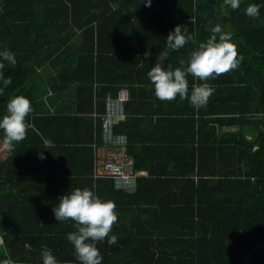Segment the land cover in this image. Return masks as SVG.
I'll list each match as a JSON object with an SVG mask.
<instances>
[{
    "label": "trees",
    "instance_id": "obj_1",
    "mask_svg": "<svg viewBox=\"0 0 264 264\" xmlns=\"http://www.w3.org/2000/svg\"><path fill=\"white\" fill-rule=\"evenodd\" d=\"M249 4L260 6L258 17L245 14ZM192 17L194 23L189 22ZM35 23L50 26L51 39L44 50L37 43L42 28L37 24L33 28ZM217 24L232 33L243 59L236 70L207 81L215 89L207 107L196 110L188 100L179 99L177 107L186 123L176 138L165 142L170 145L153 147L167 151L164 162L152 169L134 164L132 170L131 166L136 175L133 191L115 187L112 178H94L91 141L93 128L99 141L101 126L100 117L94 126L92 113H103L105 99L115 96L121 86L150 83L147 73L175 26L202 42ZM60 27L68 31L65 43L54 36ZM75 29H82V40L76 44L69 42ZM194 47L189 42L171 51L164 67H180V59L187 61ZM6 50L14 54L17 64L5 68L12 84L0 96V116L12 97L22 95L32 104L27 119L34 128L13 151L3 148L0 132L4 242L0 264L9 260L43 264L45 248L58 264H80L67 240V234L77 230L74 222H58L53 212L59 197L76 188H88L116 205L118 218L110 235H116L118 243L109 246L107 239L97 243L101 264H264V0H241L235 10L224 0H151L150 6L143 0H0V52ZM69 50L77 57L64 64L67 79H60L58 73V80L63 85L76 83L83 96L78 95L72 112L68 108L52 114L27 85L33 71L29 59L41 54L34 65L48 61L55 65L62 56L56 53ZM187 79L189 92L194 84L203 83L191 75ZM95 82L98 86L93 87ZM131 105L124 104L128 118L114 126L115 132H125L122 128L133 124L129 112L145 114ZM153 112L168 114L163 106ZM222 113H228V118ZM205 115L216 118L205 119ZM208 121L211 131L213 122L242 127L257 123L261 128L252 140L241 129L235 138L226 139V146L215 141L209 144L213 152L205 155L210 149L202 141L201 130ZM127 139L130 153L131 137ZM44 140L54 146L44 149ZM40 152L45 159L38 158ZM226 158L241 168L220 169ZM205 162L212 168L206 169ZM138 168H145L148 176L139 175Z\"/></svg>",
    "mask_w": 264,
    "mask_h": 264
},
{
    "label": "clouds",
    "instance_id": "obj_2",
    "mask_svg": "<svg viewBox=\"0 0 264 264\" xmlns=\"http://www.w3.org/2000/svg\"><path fill=\"white\" fill-rule=\"evenodd\" d=\"M146 6L151 5V0H143ZM226 6L233 10L238 9L241 0H224ZM245 14L256 18L260 14V6L249 4ZM189 22L194 23L195 18ZM191 42L195 47L189 52L187 61L180 59V67L172 69L171 65L164 67L171 51H178ZM237 46L232 42V33L224 31L217 24L211 28V34L204 41H198L193 35H186L179 25L170 31L165 39V47L157 55L156 62L148 71L147 76L153 86L154 94L162 102L174 101L177 97L181 101L188 100L190 105L199 110L207 107L210 97L215 89L207 83L210 79L227 74L239 67L242 61ZM17 61L10 51L0 52V96L12 84L10 76H5V68H15ZM191 75L196 80L202 81L193 85L189 92L187 77ZM33 113L29 99L22 95L12 97L6 106V113L0 116V132L3 133V148L13 151L15 145L25 140L28 130L34 126L28 121ZM44 149L53 147L51 141L44 140ZM38 158L45 159L42 152ZM116 205L111 200H102L88 188H76L68 194L59 197L58 206L53 207L54 217L58 222L72 221L76 231L67 234V240L74 248V254L80 264H101L103 259L97 243L105 241L113 246L118 243L116 235H110L113 225L117 221ZM0 247H4L0 238ZM43 264H58L50 249L41 251ZM7 264H14L9 260Z\"/></svg>",
    "mask_w": 264,
    "mask_h": 264
},
{
    "label": "crops",
    "instance_id": "obj_3",
    "mask_svg": "<svg viewBox=\"0 0 264 264\" xmlns=\"http://www.w3.org/2000/svg\"><path fill=\"white\" fill-rule=\"evenodd\" d=\"M94 1L95 3H98V1L103 0H90ZM112 9L116 7L115 4L112 3L111 5ZM40 26L42 28L41 35L39 37V41L37 43L42 44L41 50L46 49V45L50 43L51 34H50V26L46 23H35L33 24V28L35 26ZM60 25L63 23H59ZM93 26L96 25V22L92 23ZM82 29L78 30L75 29V33L71 36L70 41L71 43H78L82 38L80 37ZM67 35L68 31L64 27L58 28L54 32L55 38L60 41L64 40V43L67 42ZM111 39V38H110ZM40 50V46H39ZM63 52V51H62ZM57 52L56 54L61 53V57L56 62L55 65H52L50 61L45 63H40L34 65V62L37 60V58L41 57V54H36L30 57H33L30 60V63L33 65V71L31 73V76L29 78V81L27 85H29L35 97L37 98L36 101L43 105V107L48 108L52 114L53 113H62L63 111H66V109L70 108L69 111H73L77 97L78 95L82 94V90L77 89L76 83H67L65 85L62 84V80H58V73L59 78L66 80L69 76V73L64 71L63 69L64 64L68 66L71 61L77 57L75 56V53H73L72 50L66 51L64 53ZM67 54H69V57H67ZM65 62V63H64ZM63 73V75H62ZM103 76H107L106 72L103 71ZM145 76H142V79L144 81ZM96 87V82L93 83V87ZM121 88H125L128 93V99L125 102V104L130 103L132 104L134 109H137L139 111L144 112L145 114L137 115L134 114V112H129V118H135V120L132 122L133 124L123 127L122 129L125 132H121L126 134L130 140L131 137V152L129 155L132 158V170L135 166H143L145 168H154V164L156 163H162L163 155L166 150H162L161 148H153L160 144L163 146H168L171 143H165L167 141L171 142L173 138H176L178 132L180 131L182 124L186 123V117L183 114H180L179 109L177 106L179 105L180 101L179 98H176L174 101L170 102H162L159 99L156 98L154 94V89L151 83H148L147 81H144V83H131L130 85H123ZM95 91V90H94ZM85 95V94H84ZM80 96H83L80 95ZM110 97V96H109ZM138 105V106H135ZM92 106H94V92H93V98H92ZM135 106V107H134ZM163 111H166L168 114H155L153 111L155 108H162ZM225 107V106H224ZM223 107V108H224ZM65 109V110H64ZM70 112V113H71ZM93 112V111H92ZM224 114V115H223ZM221 117L228 118V113H222L220 114ZM128 118V113L126 112V116L124 120ZM195 118H198L195 116ZM203 118L210 119V118H216L215 115H205ZM122 120L121 122H123ZM215 123L214 131H211L210 126L211 122H205L203 123V128L201 130V138L202 141H205L207 146H209V152L205 153V155H209L213 152L212 145H209L211 143H214L215 141H220L223 143L222 146H226V139H233L235 138L238 133H240L241 129L244 132L245 138L248 140H252L259 128L261 126H258V124H245L244 127H242L240 124H234L231 126L223 124L224 122H221L222 124L219 125L220 122H213ZM93 125V124H92ZM116 126V125H115ZM87 131L83 134L84 137H86ZM237 132V133H236ZM242 132V133H243ZM98 134V132H97ZM233 134V135H232ZM100 133L98 134L99 138ZM97 141L95 131L93 128V140L91 142ZM162 142V143H160ZM217 148V147H216ZM256 147H253V150ZM220 153V152H219ZM221 156V155H220ZM226 157V156H225ZM230 158H226L225 160H222L221 168L220 169H230L234 167L237 169L238 166H241L240 164H231L229 163ZM232 166V167H228ZM204 167L206 169L212 168V164L209 162H205ZM144 169L136 170V172L139 173L141 176H148L147 171ZM241 168V167H238Z\"/></svg>",
    "mask_w": 264,
    "mask_h": 264
},
{
    "label": "built area",
    "instance_id": "obj_4",
    "mask_svg": "<svg viewBox=\"0 0 264 264\" xmlns=\"http://www.w3.org/2000/svg\"><path fill=\"white\" fill-rule=\"evenodd\" d=\"M127 99V90L120 88L115 96L105 99L103 113H92L94 126H97V122H95L97 117H100L101 126L100 139L92 144L93 177L112 178L115 187L125 191H133L136 175L130 169L132 158L127 151L128 139L126 134L114 131V126L124 120L126 116L124 104ZM95 103L94 92V105Z\"/></svg>",
    "mask_w": 264,
    "mask_h": 264
}]
</instances>
